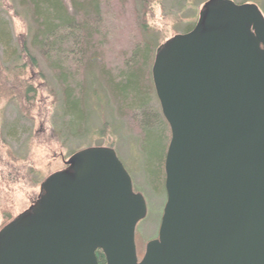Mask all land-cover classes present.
<instances>
[{"label": "water", "instance_id": "1", "mask_svg": "<svg viewBox=\"0 0 264 264\" xmlns=\"http://www.w3.org/2000/svg\"><path fill=\"white\" fill-rule=\"evenodd\" d=\"M170 130L157 238L138 261L144 198L111 148L74 153L0 229V264H264V16L208 0L155 51Z\"/></svg>", "mask_w": 264, "mask_h": 264}, {"label": "rangeland", "instance_id": "2", "mask_svg": "<svg viewBox=\"0 0 264 264\" xmlns=\"http://www.w3.org/2000/svg\"><path fill=\"white\" fill-rule=\"evenodd\" d=\"M12 1L10 5L9 0H0V44L8 45L5 50L0 47L5 68L12 65L11 53L16 50V42L25 37L28 42L32 33L29 18ZM207 1H148L150 10L145 22L152 31L149 37L139 30L141 19L135 17V5L131 0H109L105 7L109 27L105 26L108 31L103 32L105 36L107 33L103 43L106 45L101 50L103 65L99 63L96 71L87 75L83 67L77 73L80 92L84 87H91L90 81L93 84L89 97L86 91L76 100L82 116L77 122L65 104L64 86L37 51L31 50L36 68L28 66L21 74L24 81L35 88L28 97L23 98L22 94L9 96L6 91L12 79H7L13 75L3 72L2 85L6 91L2 90L0 95V229L28 209L39 194L41 182L64 169L71 155L85 148H111L129 175L133 192L140 194L146 203V216L137 223L134 237L138 260L142 258L146 244L157 237L166 201L164 182L154 167L156 153L148 146L155 136L149 133L147 138H142L138 128L141 125L139 113L118 111L103 77L116 74L133 47L151 41L155 52L156 43L184 33L197 21L198 13ZM228 1L238 5L253 4L264 11V0ZM136 7L140 9L138 4ZM93 54L97 56L96 51ZM149 103L147 110L161 121V109L152 92Z\"/></svg>", "mask_w": 264, "mask_h": 264}, {"label": "trees", "instance_id": "3", "mask_svg": "<svg viewBox=\"0 0 264 264\" xmlns=\"http://www.w3.org/2000/svg\"><path fill=\"white\" fill-rule=\"evenodd\" d=\"M131 1L135 5L133 10L135 17L141 19L139 30L144 35L151 37L152 31L145 22V17L148 14V9L150 10L148 1L150 3L155 0H137L136 4L140 6V9H137L135 0ZM12 2H16L25 16L29 18L32 33L28 42L26 37L16 42V50L11 53L10 62L12 65L9 68H5L0 58V95L3 93L2 90L6 91L2 85L3 72L6 71L13 75L7 79V81L12 79L9 89L6 91L9 96L22 94L23 98H26L35 91L33 85L27 84L21 74L28 66L36 68V60L31 50L37 51L48 62L59 83L64 86L65 104L77 122L81 114L78 110L79 102L76 100L82 98L86 91V95L89 97L90 93L88 94V92H91L90 88L93 85L90 81L91 87L89 89L84 87V91L80 92L79 85L76 83L79 80L77 73L83 67L87 75L88 72L96 71V66L99 63L102 64L103 51L101 50L106 45L103 41L107 36V33L105 36L103 32L108 31L105 28L108 25L105 7L108 6L109 0H13ZM8 3L10 4V0ZM261 13L264 16L262 9ZM194 24L188 26L184 33L191 31ZM99 39H101L100 42H98ZM167 40L156 43V49ZM151 44L153 43L150 41L133 47V51L121 69H118L116 74L109 78L105 75L106 78L103 77V81H105L120 113L140 114L141 125L138 128L142 138H147L149 133L155 136L148 146L150 149L152 148L154 154L156 153L154 167L164 182L163 167L170 140V130L161 116V121H158L156 115L147 110L150 104L149 93L152 92L156 98L150 77L154 60L153 53L155 54ZM0 45V47H4V50L8 47V45L4 46V43ZM93 51L97 52V56L93 54ZM70 65H74L76 68ZM12 85L14 87H11ZM96 257L98 264H105L101 252L97 251Z\"/></svg>", "mask_w": 264, "mask_h": 264}, {"label": "flooded vegetation", "instance_id": "4", "mask_svg": "<svg viewBox=\"0 0 264 264\" xmlns=\"http://www.w3.org/2000/svg\"><path fill=\"white\" fill-rule=\"evenodd\" d=\"M69 158H70V157H69ZM69 158H68V159H69Z\"/></svg>", "mask_w": 264, "mask_h": 264}]
</instances>
